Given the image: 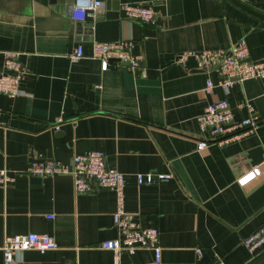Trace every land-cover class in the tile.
Here are the masks:
<instances>
[{
  "label": "crops",
  "instance_id": "obj_1",
  "mask_svg": "<svg viewBox=\"0 0 264 264\" xmlns=\"http://www.w3.org/2000/svg\"><path fill=\"white\" fill-rule=\"evenodd\" d=\"M72 1L0 0V71L4 51L16 52L24 68L21 93H0V168L12 178L0 188V246L4 235L43 233L56 247L15 252L17 264L110 263L101 243L116 236L113 191L75 194L67 174L25 173L34 153L67 164L73 152L100 150L123 174L124 211L158 230V263L150 249H137L119 264H211L214 256L264 264V247L249 252L241 243L264 222V81H232L223 90L217 72L196 67L193 57L173 62L177 52L225 49L238 39L245 60L264 59V20L232 0H99L98 11L79 21L70 18ZM125 2L149 5L153 22L124 17ZM243 3L264 14V0ZM101 41L126 42L139 68L111 60L102 71L89 57ZM77 45L83 54L69 61ZM216 99L234 120L245 117L247 101L257 123L197 150L204 135L196 117ZM145 172L170 177L138 185L135 173Z\"/></svg>",
  "mask_w": 264,
  "mask_h": 264
},
{
  "label": "built area",
  "instance_id": "obj_2",
  "mask_svg": "<svg viewBox=\"0 0 264 264\" xmlns=\"http://www.w3.org/2000/svg\"><path fill=\"white\" fill-rule=\"evenodd\" d=\"M238 1L243 3L246 0ZM100 7L99 0H73L69 15L73 20L82 21L90 13L98 11ZM118 8L124 17L138 23L151 24L154 20V12L149 5L125 2L120 3ZM82 54V46L77 45L68 55L69 61H75ZM89 57L99 60L102 71L107 69L111 60H114L115 64L127 63V67L131 70H137L140 62V56L131 55L124 41L92 42ZM188 57L195 59L198 68L214 69L218 74L215 84L223 90H226L232 81L241 82L251 78L264 81V59L245 60L246 46L243 39H238L225 49L203 48L180 51L174 55L173 62L182 65ZM8 71L13 73H8ZM23 72L24 68L17 60V53L4 51L0 71V93L9 96L20 94L19 81ZM212 85L213 83L208 79L205 81L206 90H209ZM242 106L246 111L245 117L234 120L224 99H216L205 105L196 117L198 128L204 135L196 142V149H202L211 142L224 143L238 139L252 129L257 123L253 108L247 101H244ZM251 172L252 170H248L247 174ZM25 173L40 177L67 174L71 177L75 194L87 193L95 188L112 190L115 196L112 224L116 236L101 243L103 249L112 253V260L108 264H119L122 253L130 254L137 249H150L153 252L154 262L160 261L157 228L140 226L132 221L129 213L124 211L123 174L106 165L102 151L73 152L67 164L45 157L40 153H34L30 155ZM169 177L170 175L165 173H135V181L138 185L148 184L155 180H165ZM11 180L8 170L5 167L0 168V188L4 189ZM241 243L249 252L264 247V222L242 238ZM55 247L54 238L43 233L27 232L4 235L0 246L2 264H17L13 258L15 252L35 250L43 253ZM194 251L197 256L200 255V248L196 247ZM211 264H223V262L219 256H214Z\"/></svg>",
  "mask_w": 264,
  "mask_h": 264
},
{
  "label": "water",
  "instance_id": "obj_3",
  "mask_svg": "<svg viewBox=\"0 0 264 264\" xmlns=\"http://www.w3.org/2000/svg\"><path fill=\"white\" fill-rule=\"evenodd\" d=\"M235 4H237L239 7L245 9L246 11H249L251 13H253L255 16H257L260 19L264 20V14L258 13L250 8H248L244 3L238 1V0H232ZM86 25V23L84 24ZM124 65H127V63H123ZM8 73H13L12 71H8Z\"/></svg>",
  "mask_w": 264,
  "mask_h": 264
}]
</instances>
